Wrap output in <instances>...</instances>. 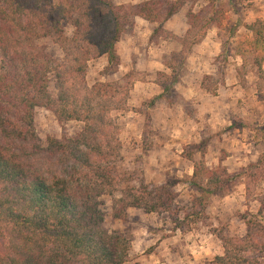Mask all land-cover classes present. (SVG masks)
Listing matches in <instances>:
<instances>
[{"label": "trees", "instance_id": "16d2710c", "mask_svg": "<svg viewBox=\"0 0 264 264\" xmlns=\"http://www.w3.org/2000/svg\"><path fill=\"white\" fill-rule=\"evenodd\" d=\"M195 1L147 0L117 6L114 0H0V264H126L131 239L104 228L99 199L121 193L111 208L119 221L128 219L130 209L147 214L172 211L175 181L119 191L116 165L122 161V144L112 114L129 111L131 85L110 82L90 87L86 79L91 60L106 57L109 66H119L117 45L136 20L163 25ZM187 18L184 46L199 29L194 46L212 28L223 25L215 3L206 12L191 9ZM67 26L73 29L71 39L65 37ZM247 29L252 37L239 50L238 76L242 81L255 71L257 92L264 99V22L258 20ZM45 39L60 48L61 63L39 45ZM167 66L172 69V64ZM51 76L56 97L49 91ZM132 77V84L139 80L133 73L127 78ZM208 79L202 87L216 96ZM170 89L163 87L166 93ZM38 109L51 111L60 124L75 121L84 127L72 138L49 139L44 147L35 129ZM201 157L194 161L189 156L194 172L187 185L200 197L184 222L177 221V229L204 218L209 196L225 194L242 182L247 202L258 203L260 209L242 216L244 239L217 235L224 255L214 263L262 264L264 242L256 240H264V197L258 191L264 180V157L235 174L222 165L210 170L205 153Z\"/></svg>", "mask_w": 264, "mask_h": 264}, {"label": "rangeland", "instance_id": "374dc122", "mask_svg": "<svg viewBox=\"0 0 264 264\" xmlns=\"http://www.w3.org/2000/svg\"><path fill=\"white\" fill-rule=\"evenodd\" d=\"M145 1L114 3L132 6ZM214 3L223 14L222 28H212L194 46L201 34L199 29L184 46L189 11L206 12ZM258 20L264 22V0H196L163 25L136 20L117 45L119 66H109L106 57L89 62L86 81L90 87L110 82L131 85L129 111L112 114L122 144V161L116 165L119 191L138 189L141 184L157 188L167 181L177 182V199L170 213L147 214L130 209L128 219L119 221L112 217L111 208L121 193L99 199L105 213L104 228L131 239L126 264H215V258L224 255L223 242L217 235L233 240L245 238L247 228L242 216L257 214L260 205H249L242 182L225 194L209 196L203 219L181 229L176 224L184 222L185 214L193 211V201L200 197L187 185L194 172L189 156L201 161L205 153L203 160L208 169L222 165L231 174L264 157L263 95L257 92L255 71L248 72L242 81L238 76L242 66L239 50L252 37L247 27ZM72 36L73 29L67 26L65 37ZM39 45L62 62V51L50 39L41 40ZM130 73L139 80L132 84L134 78H127ZM207 77V86L216 96L202 87ZM164 86H171L169 92L163 91ZM49 91L56 97L53 76ZM164 94L163 99L153 103ZM83 127L75 121L60 124L46 109L35 112L36 133L44 147L49 139L72 138ZM258 191L264 197V180ZM256 241L264 242L261 238Z\"/></svg>", "mask_w": 264, "mask_h": 264}, {"label": "crops", "instance_id": "0c3cea01", "mask_svg": "<svg viewBox=\"0 0 264 264\" xmlns=\"http://www.w3.org/2000/svg\"><path fill=\"white\" fill-rule=\"evenodd\" d=\"M143 21V20H142Z\"/></svg>", "mask_w": 264, "mask_h": 264}]
</instances>
